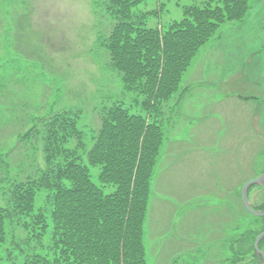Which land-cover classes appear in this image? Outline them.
Wrapping results in <instances>:
<instances>
[{"label": "rangeland", "instance_id": "rangeland-1", "mask_svg": "<svg viewBox=\"0 0 264 264\" xmlns=\"http://www.w3.org/2000/svg\"><path fill=\"white\" fill-rule=\"evenodd\" d=\"M98 1L0 0V206L9 176L46 165L42 143L25 138L39 119L79 111L90 142L98 108L134 103L105 57L102 42L113 20ZM250 1L244 20L224 23L199 49L179 92L156 117L163 141L144 227L147 264H260L255 242L264 218L242 200L244 184L264 173V3ZM205 2L145 0L137 11H155L147 25L165 26ZM47 194L43 188L36 196L35 215L49 214ZM250 200L264 210V185L251 189ZM11 217L7 244L14 248L26 241L34 218ZM52 244L49 226L38 247L47 253Z\"/></svg>", "mask_w": 264, "mask_h": 264}, {"label": "trees", "instance_id": "trees-1", "mask_svg": "<svg viewBox=\"0 0 264 264\" xmlns=\"http://www.w3.org/2000/svg\"><path fill=\"white\" fill-rule=\"evenodd\" d=\"M144 1H98L113 20L104 55L134 103L98 108L100 125L90 142L83 138L79 111L42 117L27 133L25 138L42 143L46 165L9 176L6 206H0V264H147L144 227L163 141L156 117L179 92L199 49L224 23L244 20L251 1L206 0L187 8L182 21L155 27L147 25L149 15L158 17L155 11H137ZM1 165L12 172L8 161ZM43 188L51 209L35 215ZM12 215L34 218L26 241L14 248L7 244ZM49 226L53 244L43 253L38 246Z\"/></svg>", "mask_w": 264, "mask_h": 264}, {"label": "water", "instance_id": "water-1", "mask_svg": "<svg viewBox=\"0 0 264 264\" xmlns=\"http://www.w3.org/2000/svg\"><path fill=\"white\" fill-rule=\"evenodd\" d=\"M264 2V0H262ZM264 184V174H262L261 176L251 179L248 182H246L242 188V200L243 203L245 205V207L247 208V210L252 213L255 216L258 217H264V210H259L257 208L254 207V205L252 204V202L250 201L249 198V191L250 189L255 186V185H263ZM264 239V232L261 233L256 242H255V249L257 252V256L261 262V264H264V251L261 249L260 245L262 240Z\"/></svg>", "mask_w": 264, "mask_h": 264}]
</instances>
